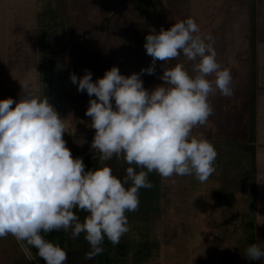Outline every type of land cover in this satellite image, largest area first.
<instances>
[{"label": "rangeland", "instance_id": "1", "mask_svg": "<svg viewBox=\"0 0 264 264\" xmlns=\"http://www.w3.org/2000/svg\"><path fill=\"white\" fill-rule=\"evenodd\" d=\"M253 1L257 11L254 76L248 42L250 0H0V100H18L19 81L30 77L32 93L48 97L64 119L66 146L74 158L83 159L86 171L100 166V154L91 148L95 130L85 115L90 98L77 91L69 78L73 72L66 68L69 30L95 48L97 63L108 65L102 67L104 73L117 66L128 76L150 65L144 43L153 29L167 30L191 17L202 36L214 37L216 59L222 69L231 71L233 95L225 97L218 90L210 95L213 114L192 130L193 136L212 141L217 152L215 172L203 183L194 176H174L178 193L174 198L180 201L168 206L161 193L175 189L171 179L149 174L153 191L141 189L139 209L126 213L129 231L116 246L106 239L103 253L92 259H85L90 245L84 233L75 239L67 233L68 240L62 230L47 234L46 239L66 250V264H264L244 257L250 244L264 243V109H257L258 94L264 91V0ZM177 63L192 74V62L183 55L164 67ZM163 70V62L157 61L154 75L141 76L143 86L151 89L162 84ZM108 163L122 178L124 169L115 160ZM73 211L81 222L89 215ZM172 212L176 221L168 218ZM27 247L32 260L13 236L0 238V264H46L34 247Z\"/></svg>", "mask_w": 264, "mask_h": 264}, {"label": "clouds", "instance_id": "2", "mask_svg": "<svg viewBox=\"0 0 264 264\" xmlns=\"http://www.w3.org/2000/svg\"><path fill=\"white\" fill-rule=\"evenodd\" d=\"M214 44L189 17L145 37L152 60L139 73L125 76L112 66L95 82L88 70L82 77L70 73L77 91L90 98L85 115L95 130L91 148L100 154V166L87 171L66 146V124L49 98L32 93L30 77L19 81V99L0 100V238L13 236L28 260L31 246L46 264H66V250L47 234L62 230L75 239L84 233L85 259H92L106 239L116 246L129 231L126 213L139 209L141 189L153 188L149 174L206 182L217 152L192 130L213 114L210 95H233L231 71L221 68ZM181 55L192 62V74L183 63L164 67ZM157 61L163 62L162 84L146 89L141 76L154 75ZM113 160L124 169L122 178L109 165ZM73 209L89 215L81 222ZM244 257L264 261V243L250 244Z\"/></svg>", "mask_w": 264, "mask_h": 264}, {"label": "trees", "instance_id": "3", "mask_svg": "<svg viewBox=\"0 0 264 264\" xmlns=\"http://www.w3.org/2000/svg\"><path fill=\"white\" fill-rule=\"evenodd\" d=\"M257 11L255 8V1L250 0L248 4V42H249V54H250V67L251 73L254 76L257 68V24H256ZM66 46L69 49L70 60L68 61L66 68L68 71L74 72L75 74L82 77L85 74V70L92 73V80L95 82L98 78L103 77L104 71L95 59V48L84 43L78 34L72 33L70 30L67 34ZM254 78V77H253ZM252 84L254 79H252ZM87 92H84L82 97L86 96ZM252 108L250 112L251 130H254L255 126V112H256V98L252 92ZM254 102V104H253ZM252 163H254L252 161Z\"/></svg>", "mask_w": 264, "mask_h": 264}, {"label": "crops", "instance_id": "4", "mask_svg": "<svg viewBox=\"0 0 264 264\" xmlns=\"http://www.w3.org/2000/svg\"><path fill=\"white\" fill-rule=\"evenodd\" d=\"M257 99H258V107H257V109H258V112H259L260 109H264V91L259 92ZM258 119H259V117H258ZM210 142L212 143V141H210ZM175 178L176 177L169 178V179H171L170 183L173 181V179L175 180ZM172 183H171V185L174 186L175 189L174 188H171V189H167L166 188L165 191L161 193L162 195H164L166 197V198H164V201H163V204L166 205V206H168V205H174L175 204L174 201H176V202H179L180 201L179 198L178 199H175L174 198L175 195L178 194V193H177V187L175 186L176 184L175 183L172 184ZM150 193H151V191H150ZM145 194H148V193H145ZM171 202H173V203H171ZM172 210L174 211L176 209L174 208ZM171 216H173V217H168V218L169 219L172 218V221H176V219H175V212L174 213L172 212L171 213Z\"/></svg>", "mask_w": 264, "mask_h": 264}, {"label": "flooded vegetation", "instance_id": "5", "mask_svg": "<svg viewBox=\"0 0 264 264\" xmlns=\"http://www.w3.org/2000/svg\"><path fill=\"white\" fill-rule=\"evenodd\" d=\"M50 235H52V233H50ZM68 236H69V235L66 233V235H65V237H64L65 240H66V239L68 240V238H67Z\"/></svg>", "mask_w": 264, "mask_h": 264}]
</instances>
